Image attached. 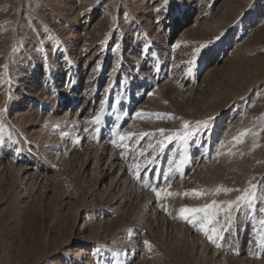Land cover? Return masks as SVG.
Instances as JSON below:
<instances>
[{
    "label": "rangeland",
    "instance_id": "374dc122",
    "mask_svg": "<svg viewBox=\"0 0 264 264\" xmlns=\"http://www.w3.org/2000/svg\"><path fill=\"white\" fill-rule=\"evenodd\" d=\"M162 2L0 0V108L7 109L0 164L23 166L41 146L50 159L38 183L0 169V264H264L243 212L233 211L230 225L221 219L220 247L178 218L181 206L238 194L196 198L193 189H243L264 178V0H170L157 24ZM199 44L208 46L187 76ZM109 82L97 142L83 129L95 127L89 121ZM35 85L42 90L34 94L28 86ZM157 114L193 125L215 116L208 135L174 141L159 154L152 167L162 172L181 152L187 158L170 175L177 195L160 201L128 170L137 161L127 145L136 148V137L123 148L111 143L114 128L154 133L139 141L146 147L162 139L159 128L181 127V119ZM245 129L260 134L235 144ZM38 161L46 167L44 157ZM259 193L264 200V184Z\"/></svg>",
    "mask_w": 264,
    "mask_h": 264
},
{
    "label": "snow or ice",
    "instance_id": "6c2138e0",
    "mask_svg": "<svg viewBox=\"0 0 264 264\" xmlns=\"http://www.w3.org/2000/svg\"><path fill=\"white\" fill-rule=\"evenodd\" d=\"M169 4L170 0H163L161 6L155 9L157 13V24L161 23L159 14L161 12L166 13L169 11ZM220 38V35L215 37L216 40H219ZM104 44H107V40L104 41ZM207 46V44H199L194 48L191 53V58L187 61L185 75L190 76L193 74L197 64V60L202 51ZM120 47L121 45L119 43H116L112 47L111 51L115 53L120 49ZM4 67L7 68V65H5ZM120 67L121 64L118 61L114 71L119 69ZM100 70L101 66L97 64L96 68L93 71L97 72ZM8 83H10V81H8ZM114 85L115 82L108 83L107 88L105 89L106 96L100 101L99 111L96 112L92 119L89 121V123L94 125L95 127L91 129L86 127L83 129L85 132L89 133L91 138L96 139L97 142H99L98 135L93 134H99L101 132L99 124L101 123L103 114L105 112V105H108L109 103L111 89L114 87ZM0 87H2V82H0ZM148 95L151 96L152 92H149ZM6 111V108H0V144L6 143L4 137L6 134L7 126L3 119ZM157 115L160 118L167 116L168 118L172 119H181V127L179 129L172 130L159 128L157 131L162 139H155V143H148L146 147L140 146L139 141L148 136L154 137V133L141 132L137 135L135 133L122 131L120 128H114L112 133L114 138L112 139L111 143L113 145H116L117 147L123 148L126 146L124 144L125 141H132V138L134 136L136 137L135 143L137 144V147L131 148V144L127 145V147L130 149L128 158L136 160L137 162L130 163L128 165V170L137 182L143 180L144 187L150 188V190L157 198V201H160L161 199H167L173 197L174 195H177L176 193L169 190L171 184L170 175L173 171L179 173L181 171V168L186 164L187 158L185 154L181 152L178 158L174 156L169 161V164L172 165V167H170L167 172H162L159 169H155L152 167L156 164V160L159 154L163 153L167 146L169 144H172L174 141H187L189 137H192V142L195 143V137H197L198 135H208L211 131V126L214 123L215 116L210 115L205 119L197 120L193 125L192 122L184 120L182 118H176L172 114ZM135 116L142 117L143 113L141 111H137L135 113ZM261 131H264V129H262ZM249 134H251L253 137H256L260 133L253 131L252 129H245L244 131L239 132L237 136L233 137V142L237 145L241 144L243 143L244 138ZM8 138L11 139L10 134H8ZM257 146L258 145L254 144L253 148ZM220 147H228V152L226 154H235L232 152L230 146L221 144ZM16 151H19V149H16ZM219 154L220 152L218 150L217 155ZM240 155L243 156L244 154L240 153ZM121 156L122 158H124V152H121ZM153 178L155 179V183H152ZM253 180H255V177L249 180L248 186L243 189L230 188L223 185L217 186L212 190L193 189L191 195L196 198L209 195L219 196L221 193H223L224 195H228L233 192L238 194L235 196V199L218 200L216 198H213L200 206H181L178 209V218L189 223L194 228H197V230L202 232L211 243H213L217 247H220V245L217 244L216 238L219 236L220 232L224 230L223 225H221V219L224 220V224L230 225L232 221L233 211H236L237 213L243 212L246 216L251 217L248 222L255 229L257 236V247L260 249H264V200L261 199V195L259 193V188L262 184H264V178H262V180L257 183H253ZM184 195L187 196L189 195V193L185 192ZM161 208L166 214H171L169 213V210L165 205L162 204ZM257 215H259L260 217L258 220L259 227H256V224L252 223L253 220L257 219ZM217 225H220V227H217ZM144 243L149 248V250H151L150 242L145 240ZM253 255L254 258H259L258 256H255V254Z\"/></svg>",
    "mask_w": 264,
    "mask_h": 264
},
{
    "label": "bare ground",
    "instance_id": "6f19581e",
    "mask_svg": "<svg viewBox=\"0 0 264 264\" xmlns=\"http://www.w3.org/2000/svg\"><path fill=\"white\" fill-rule=\"evenodd\" d=\"M109 17V16H108ZM108 22H105V24H107ZM27 79V78H26ZM27 81V80H26ZM36 81V79L34 80V82ZM39 85V84H38ZM27 87V86H26ZM29 87V88H28ZM27 88L34 91L33 93H37L38 91L42 90L41 87L39 86H36L37 87L36 89H32L31 86H28ZM29 90V91H30ZM35 95H32V97H34ZM28 98V97H27ZM29 99V98H28ZM26 100V99H25ZM33 113V112H32ZM18 115V113H16ZM15 114V115H16ZM62 114V113H61ZM58 116L60 114H57ZM20 116V115H19ZM25 116V115H24ZM34 116V115H33ZM61 116V115H60ZM21 117V116H20ZM36 117V116H35ZM63 117V115H62ZM61 117V118H62ZM20 119V118H19ZM22 121V119L20 120ZM46 143V142H45ZM43 157L45 159V162H46V167L45 168H40L39 165H40V162L38 161V165H34L32 163V161L34 162L35 160H40L42 159L43 160ZM104 159V158H103ZM32 160V161H31ZM27 162V164H26ZM23 165V166H20V167H17L15 166L14 164L13 165H5L6 163H1L0 164V169L2 168L3 171L6 169L7 170V173H9L8 177L12 178L13 180L15 181H30V182H33V183H38L39 180H42V179H46L47 178V175H48V165L50 163V159L46 157V154H45V147L44 146H41L40 150L36 151L35 152V155L34 156H29V159L28 161H26ZM61 162V161H60ZM58 162V163H60ZM10 164V163H9ZM35 169H34V167ZM38 166V167H37ZM43 166V165H42ZM60 166V165H59ZM62 166V164H61ZM7 176V175H6ZM81 252V251H80ZM82 254H87L85 250L82 251Z\"/></svg>",
    "mask_w": 264,
    "mask_h": 264
}]
</instances>
